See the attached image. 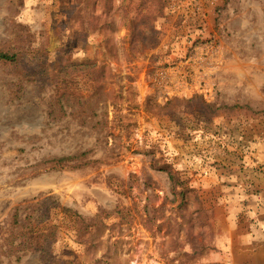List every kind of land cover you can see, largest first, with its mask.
Instances as JSON below:
<instances>
[{"label": "rangeland", "instance_id": "rangeland-1", "mask_svg": "<svg viewBox=\"0 0 264 264\" xmlns=\"http://www.w3.org/2000/svg\"><path fill=\"white\" fill-rule=\"evenodd\" d=\"M197 1L0 0V264H264V0Z\"/></svg>", "mask_w": 264, "mask_h": 264}, {"label": "trees", "instance_id": "trees-1", "mask_svg": "<svg viewBox=\"0 0 264 264\" xmlns=\"http://www.w3.org/2000/svg\"><path fill=\"white\" fill-rule=\"evenodd\" d=\"M14 58H15L14 55H10L9 53L0 52V60H14ZM87 62H90V60H88ZM93 69L97 70L95 66H93ZM88 73H91V72H88ZM91 74L93 75V73H91ZM169 104H171V102ZM61 110H63V108H61ZM86 154H87L86 151L82 152L79 155V157H85ZM74 158L75 157H73V156H63L61 158H58L56 160L57 164L54 167L73 169V168L83 167L90 162V160H87L85 162L71 163V161H73ZM171 178H173L172 174H171ZM58 206L62 209V211H64V213H66L69 217H71V219L74 220V224H73L74 230H75V233L78 237H81L85 234H88V235H94L95 234V236H100L101 233L106 228V224L104 223L103 212L97 213L93 218H88V217H84L83 215H81L77 211H74V210L66 208V207H62L60 205H58ZM20 211H21V208L19 206L14 211L13 220H14L15 224L18 223V218L20 217ZM48 218H49V215L47 214L45 217H42L40 219H36L33 222H31L30 217L28 216L24 220V222L20 225L21 227L18 230V233L20 234L21 239H22L21 243H23V242L26 243L28 239H32V237L35 233L40 234V236L37 235V237L42 239L43 243H47L46 246H42V247L38 248L44 259L49 254V249H48L49 242L52 241V239L56 235V230L60 229V226H58V225H53V226H55V227H53V230H49L50 228H46L45 226L41 227V225L43 224V221H46ZM89 221H93V224H91ZM79 243L84 244V245L87 244V242H83L82 240L79 241Z\"/></svg>", "mask_w": 264, "mask_h": 264}, {"label": "built area", "instance_id": "built-area-1", "mask_svg": "<svg viewBox=\"0 0 264 264\" xmlns=\"http://www.w3.org/2000/svg\"><path fill=\"white\" fill-rule=\"evenodd\" d=\"M218 0H198L196 3H195V10L196 11H200V12H205V10H204V5L202 4V2L204 3H207V4H209V5H211V6H214L215 4H216V2H217Z\"/></svg>", "mask_w": 264, "mask_h": 264}]
</instances>
